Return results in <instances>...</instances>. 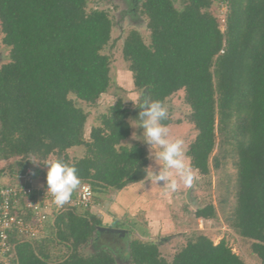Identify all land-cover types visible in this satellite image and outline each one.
I'll return each instance as SVG.
<instances>
[{
  "label": "trees",
  "instance_id": "obj_1",
  "mask_svg": "<svg viewBox=\"0 0 264 264\" xmlns=\"http://www.w3.org/2000/svg\"><path fill=\"white\" fill-rule=\"evenodd\" d=\"M106 0H0V34L9 48L0 65V159L14 158V175L49 156L76 162L81 182L93 192L120 191L147 176L148 154L130 135V109L118 99L84 138L87 114L69 96L94 103L110 86L108 12L88 4ZM213 0H141L149 43L130 30L122 41L133 86L163 103L183 90L196 135L187 148L191 168L207 175L231 158L235 204L228 226L249 241L264 264V0H227L224 27ZM165 125L170 123L167 119ZM84 147L70 159L68 150ZM88 209L64 211L34 239L13 238L17 264H116L100 247L84 254L103 226ZM206 204L195 217L212 219ZM118 220L111 227L119 228ZM129 264H245L225 240L195 233L167 261L153 241L131 238Z\"/></svg>",
  "mask_w": 264,
  "mask_h": 264
},
{
  "label": "rangeland",
  "instance_id": "obj_2",
  "mask_svg": "<svg viewBox=\"0 0 264 264\" xmlns=\"http://www.w3.org/2000/svg\"><path fill=\"white\" fill-rule=\"evenodd\" d=\"M173 1L176 8L181 7V0ZM140 3L141 0H106L98 4H88V8L98 7L106 10L113 26L111 41L101 51L110 58L109 88L91 104L77 100L73 95L69 96L87 114L83 131L85 139H88L91 127L99 124V116L118 99L130 109L128 117L130 123L132 119H139L137 114L140 109L133 101L141 94V91L133 86L128 63L123 60L121 49L125 35L132 29L139 32L145 44L149 43L146 18L139 13ZM210 11L214 14L218 13L215 0L210 6ZM1 38L2 34H0V65L8 61L9 50L2 43ZM164 104L169 111L170 123L166 126L170 136L183 138L187 149L196 131L187 120L190 109L184 101L183 90L172 94ZM133 132L140 135L142 129L130 124V135L122 144L140 143L148 154L147 168L157 169L159 166L154 159L149 157L148 144L142 140L133 139ZM84 151L83 146L73 147L68 150L69 158H80L84 155ZM48 159H53V157L49 156ZM15 160L14 158L0 159V185L10 184L13 181L14 174L10 172V167H15ZM187 160L189 162L188 157ZM32 162L43 164L38 159ZM192 171L197 177L192 186L188 187L183 182H179L175 192L167 189L162 183L157 185L148 181V175L144 180L126 186L120 191L108 189L102 193L95 192L94 204L87 211L100 217L102 227L112 231L98 230L90 246L82 249L81 252L87 254L100 247H105L114 253L116 264H129L125 252L126 243L131 238H140L156 243L160 254L170 261L174 253L184 246L189 238L195 233H202L214 243L221 239L225 240L231 250L242 257L245 264H259L250 252L249 241L239 237L226 221L235 204L236 169L232 159H224L218 169L210 167L207 175H201L193 168ZM206 204H212L215 207L216 217L212 219L195 217L194 211ZM114 219L120 222L119 228L111 227ZM47 223L51 224V222ZM47 223L39 233L40 236L47 232ZM115 229L121 230L122 234L114 232Z\"/></svg>",
  "mask_w": 264,
  "mask_h": 264
},
{
  "label": "clouds",
  "instance_id": "obj_3",
  "mask_svg": "<svg viewBox=\"0 0 264 264\" xmlns=\"http://www.w3.org/2000/svg\"><path fill=\"white\" fill-rule=\"evenodd\" d=\"M133 103L140 109L137 114L139 119H132L129 123L142 129V132L140 135L133 132L132 138L148 144L149 157L159 166L157 169L147 168V180L157 185L162 183L172 192L177 191L179 182L191 187L197 177L187 160L185 141L183 138L171 137L168 127L163 123L169 116L167 106L159 99L143 96L142 92ZM43 164L47 166V192L57 206L65 205L81 185L76 162L53 158L45 160Z\"/></svg>",
  "mask_w": 264,
  "mask_h": 264
},
{
  "label": "built area",
  "instance_id": "obj_4",
  "mask_svg": "<svg viewBox=\"0 0 264 264\" xmlns=\"http://www.w3.org/2000/svg\"><path fill=\"white\" fill-rule=\"evenodd\" d=\"M227 0H215L220 27L225 24ZM35 172L25 168L14 175L10 184L0 185V264H17L12 239H34L45 224L67 210H85L94 204V192L90 185L81 182L72 199L57 206L47 192V168Z\"/></svg>",
  "mask_w": 264,
  "mask_h": 264
},
{
  "label": "water",
  "instance_id": "obj_5",
  "mask_svg": "<svg viewBox=\"0 0 264 264\" xmlns=\"http://www.w3.org/2000/svg\"><path fill=\"white\" fill-rule=\"evenodd\" d=\"M100 229H107L108 231H110L111 229H109V228H105V227H99L98 228V230H100ZM112 231V230H111ZM114 232L116 231V232H120L121 230H119V229H115V230H113ZM120 234H122V232H120Z\"/></svg>",
  "mask_w": 264,
  "mask_h": 264
},
{
  "label": "crops",
  "instance_id": "obj_6",
  "mask_svg": "<svg viewBox=\"0 0 264 264\" xmlns=\"http://www.w3.org/2000/svg\"><path fill=\"white\" fill-rule=\"evenodd\" d=\"M130 185H134V184H130ZM129 186V185H128Z\"/></svg>",
  "mask_w": 264,
  "mask_h": 264
}]
</instances>
